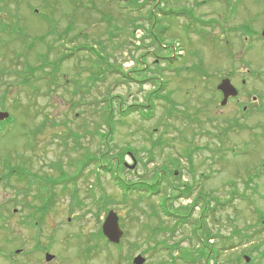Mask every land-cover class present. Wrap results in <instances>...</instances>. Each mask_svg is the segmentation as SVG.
Here are the masks:
<instances>
[{
    "label": "rangeland",
    "instance_id": "obj_1",
    "mask_svg": "<svg viewBox=\"0 0 264 264\" xmlns=\"http://www.w3.org/2000/svg\"><path fill=\"white\" fill-rule=\"evenodd\" d=\"M158 1L161 6L156 9L153 43L150 12L155 0H0V111L16 117L0 124V157L7 158L13 167L24 163L27 171L38 175L36 182L45 184L20 183L16 174L7 177L0 167V177L5 175L0 181V201L13 195L7 188L32 190L17 198L19 205H11L10 226L22 239L21 247L30 249L35 232L17 223L26 205L38 200L34 191L48 189L50 205L45 225L52 229L53 264H132L129 258L133 260L139 254H145V264H191L193 256L201 254L200 246L214 251L217 258L211 264H245L244 256L250 258L249 264H264V224L257 218L258 214L264 216V137L262 154H257L250 132H232L233 107L222 109L213 101L219 106L216 110L208 103L216 95L204 81L233 68L229 52L217 39L221 37L218 24L225 22L226 11L234 1ZM184 9L200 21L218 24L207 29V36L196 35L195 28L189 26L190 34L185 30L189 24L185 15L173 17L170 13ZM246 9L252 8L248 5ZM160 11L167 12L166 16ZM232 18L233 24L237 23V15ZM67 28L71 33L57 40ZM92 48L103 56H112L110 62L116 67L123 64V72L131 71L129 81L108 73L91 82L99 69ZM60 53L67 58L61 68ZM40 55L47 56L48 67L31 77H21L19 72L44 62ZM140 58L143 61L138 64ZM198 73L208 74V78L195 76ZM27 77L31 85L23 82ZM51 79L55 84L49 83ZM163 84L166 94L170 92L172 106L156 99V95L150 119H143L138 112L122 117L121 104L124 109L147 105L148 95ZM260 88L264 97V80ZM171 109L174 113L169 117L166 111ZM179 109L199 120L188 123ZM108 112L113 113L111 153L116 156L117 152L128 151L138 162L134 170L118 167V177L129 185L141 181L158 184L152 187L157 191L133 190L125 197L114 182L113 168L98 173L94 162L76 175L83 154L98 156L106 148L100 134L109 131L104 122ZM250 116L247 113L238 121L252 126ZM73 135L78 136L79 144ZM124 161L133 165L130 156L126 155ZM61 169L75 180L64 179L55 185L61 179ZM161 171L164 176L157 179ZM253 178L259 181L257 187ZM187 182L201 189H190L186 197L181 188ZM205 194H215L225 202L222 211L206 218V230L214 235L213 240L203 244L202 235L201 241L195 239L194 225L200 216L195 207L189 214H180L190 220L170 233L167 229L175 227L176 217L164 214L161 208L187 210L194 196L208 201ZM165 197L171 200L163 201ZM14 208L20 214L13 213ZM110 210L119 215L125 231L121 249L108 245L99 233ZM155 212L158 216L154 217ZM239 231L256 236L242 243L236 233ZM228 236L229 241L225 238ZM2 239L6 255L12 235L2 233ZM176 243L179 247L171 249ZM196 264H206V260Z\"/></svg>",
    "mask_w": 264,
    "mask_h": 264
},
{
    "label": "flooded vegetation",
    "instance_id": "obj_2",
    "mask_svg": "<svg viewBox=\"0 0 264 264\" xmlns=\"http://www.w3.org/2000/svg\"><path fill=\"white\" fill-rule=\"evenodd\" d=\"M233 1V5L225 6L226 8L230 6V9L226 11L227 17L225 18V22L222 24L216 23L221 30V45L229 52L228 57L231 58V65H233L232 70L224 74L222 73L218 78L213 79L211 77L208 80L206 79L208 78V74H195V76L205 77V84L213 87L216 96L209 99L208 103L216 110L219 106H214L213 101H217L216 104H219L224 99V93L219 89V85L223 80H230L232 86L238 92V95L229 97L226 105L221 106L222 109H230V106L233 107V119H235L234 121L231 119L232 122H230L229 126L234 133H239L242 130L251 131L252 141L257 148L256 153L262 154L263 149L260 147V141H262L261 139L264 137V133H262V131H264V123L261 124L262 118L264 117V103L262 104L261 101L264 97H262L260 85L262 80H264V0ZM248 5L252 8L251 10L246 9ZM235 15H237L238 20L237 23L235 22V24H233L232 17ZM236 43H238L237 46ZM232 47L233 49H231ZM214 76L216 77L217 75ZM247 113L251 115L249 118L253 119L254 124L252 126L248 124L241 125L242 121H238L239 119H245ZM12 117L13 115H11V118ZM5 160L7 161V158H0V167L4 168V171H2L3 174L5 172V175L10 177V171H8L9 166ZM4 176L2 175L0 177V181L3 180ZM256 176L259 177L257 174ZM4 181L8 183L7 180L4 179ZM258 182L259 181L254 178L255 186ZM5 190H10L13 195L6 196L5 199L0 201V264H53L55 260H47V256L51 255L53 250L52 229H46L48 225H45L46 217L49 213L47 204L48 189H36V191H34L36 192L35 194L38 200L35 199L32 204H27L25 207L26 210L25 208L24 210L22 209L25 214L17 223L18 227L23 225L25 228H30L35 232V234L31 236L32 239L29 238L31 240L30 249L21 247L23 246L22 239L20 236H15L17 233H13V229L10 226L12 219L9 215V210L11 205H19L17 198H22L23 194L25 196L28 192H32V190ZM32 195L34 196V193H32ZM29 210H31V212ZM12 212L20 214L15 208ZM5 232L12 235L10 250L6 255L2 239V233ZM24 242L27 243L26 240H24ZM15 247L19 248H16L13 252Z\"/></svg>",
    "mask_w": 264,
    "mask_h": 264
},
{
    "label": "trees",
    "instance_id": "obj_3",
    "mask_svg": "<svg viewBox=\"0 0 264 264\" xmlns=\"http://www.w3.org/2000/svg\"><path fill=\"white\" fill-rule=\"evenodd\" d=\"M154 3H155V5L152 8L153 11L150 12V14H151L150 18L152 20L151 28H150V31H151L150 32V35L153 38V43H155V39L153 37V34H154L153 29L156 26V20H155L156 15H158L156 13V9L159 10V8L161 6L158 0H155ZM166 13L167 12L160 11V15L161 16H166L165 15ZM170 13L173 15V17H176L178 15V11H175V12L170 11ZM190 16H192V15H190L189 12H188V17H190ZM192 21H193V19H192ZM193 22H195V21H193ZM70 33H71V29L70 28H67L66 31L64 32V35H62V34H59L58 35V39L57 40H61L62 38L68 36ZM198 35H202V34H198ZM18 37H20V36H18ZM40 40H43V38H41ZM139 48L141 49L142 47H138V49ZM90 50L92 51V53L98 59V64H99L98 65L99 69H98L97 73H94V77L95 78L92 77V79H90L91 82H94L95 83V82L99 81L100 78L102 77V75H104V74L107 75L108 73H110V74H114V73L115 74H119L123 79L126 80L124 82H128L129 81L128 80L129 79V76L128 75L131 73V71H129V72H123L122 71L123 64L121 66H119V67H116L114 64H112L113 61L110 62V59L112 58V56H110V58H109V56H103L100 53H97V51L94 48H92ZM143 55H145V54H143ZM143 55H141V56L143 57ZM64 57H65V55L62 54V53H60V59H59L60 60V63L64 60ZM39 58H40V61L43 59L44 62H42L39 66L34 67V68L28 67L25 71H23L21 73L19 72L18 74H20L21 77H26V76H30L31 77V75L34 74L36 71L45 70L46 67H48V61H46L47 56L40 55ZM158 59H159V61L160 60H164L165 61V59H161V58H158ZM141 60H142V58L137 59L136 61L139 64ZM57 65H59V64H57ZM57 69L58 68L55 69L56 70L55 72L58 71ZM101 81H102V79H101ZM23 82L24 83H27L26 85H31V81H30V79L28 77ZM51 83L52 84H55V81H51ZM156 91H158V92L155 93ZM156 91L153 92V93H151L150 95H148V99H147V103L148 104L147 105H141V104L129 105L127 109H124L123 108V105L121 104V111H120V113H121L122 117H128L129 115H131V114H133L135 112L141 111V116H143V118L150 119L151 118L150 116L152 114L151 112L154 110L153 101H154V97L156 95H158V96L155 97L156 99H163L164 98L166 100V102H168L172 106L173 102H170L171 100L168 101L166 99L167 94H166L165 89H164L163 86L160 87V88H158ZM159 92L161 94H159ZM159 95H161V97H159ZM107 107H109V105L106 104V108ZM169 114H170V112H169ZM112 115H113V113L108 112L107 115L105 116V119H104L105 124L108 125V130H109L108 133L107 132H104V133H101L100 134L101 141H102L103 145H105L106 148L104 150H102L99 153L98 156L97 155L90 156V153L83 154L84 158L82 160H80L78 162V164H77V172H76V175L78 176V175L82 174V171L89 164H91V163L94 162V163L97 164V170L96 171H98V173H100L101 170H103L105 172H111L110 168H113L114 173L113 172L112 173L114 175V180H116L115 181L116 184H118L119 187L124 191L125 197H126V195H128L127 194L128 192L133 191V190L134 191H138L139 193L140 192L141 193H143V192H149L150 193V192L157 191L158 189H151V188L154 187V186H157L158 184L147 183V182L144 183L143 181H141L139 183H132L131 182L130 183L131 185H129L127 182L125 183V181L119 180L117 178L116 172H118V167L120 166L122 169H124V167L122 166V163L124 161V156L126 155V153L124 154L122 152H117L115 154L116 156H113V154L111 153V152H113L112 147H111V141L113 140V130H114V128L111 126V123H110L112 121ZM74 139H75V143L76 144H79V142H78L79 141L78 136L75 135L74 136ZM155 145H156V143H155ZM159 145H160V143H159ZM15 172H16L15 170L12 171L13 174H15ZM94 173L98 174L97 172H94ZM17 178L19 179L18 182H20V183L21 182H24V183L27 184V182H28V184H30V182H33L32 180H30V178H27L22 173H18L17 174ZM33 179H34V181L36 180L35 178H33ZM64 179H67V181H72L74 179V176L69 177L61 169V182L62 183H63V180ZM57 183L58 182H55V185ZM181 193L184 196L188 197L191 194L190 188L181 190ZM208 197L210 198L208 201L204 202L203 200L198 199L196 201V204L194 205V206H197L200 202L205 203L204 205H202L203 206L202 207V209H203L202 218L201 219H198L197 222L195 223L194 227H195V230L196 231L193 233L194 236H195V238L197 240L201 241L199 239V236L197 235L200 232V234L202 235V238H203V240L201 241V243H203V244H209V241H212L213 238H214V235L210 234L206 230V224H205L206 223V218L210 214L214 215L215 211H222L224 209V207H225V204L222 201L216 199L215 194L209 195ZM168 200H169V198H166V197L163 198V201L168 202ZM191 209H192V207L189 208V209H187V210H185V211H183L184 209L180 208L178 210H174V213H172V214L169 213V212H167V211H163V213L166 214V215H170V216L172 215V216H177L178 217V218H176V221H175V223H176L175 227L174 228H169L167 230H170L169 231L170 233H173V232L175 233L176 232V229L178 227L184 225L183 223L186 224V222L190 220V217L187 218V216H181L180 214L181 213L189 214L191 212ZM152 215H156V212L154 214H152ZM99 233H100V236H102V238H103L104 236L101 233V231ZM236 233L240 237V240H241L242 243L245 242V241L249 242V240H251L253 237L256 236V233L254 234V236H250L247 233L242 234L241 231L236 232ZM231 236H228V237H225V238L229 241V240H231ZM107 244L110 245L108 241H107ZM212 245H213V243H212ZM114 247L119 248V249L121 248L120 245L119 246H114ZM178 247H179V243H176L175 247H173L171 249H176ZM223 248H224V246H223ZM198 250H200V253L201 254L197 255L196 257L193 256V259L191 261V264H196L200 260H206V264H211L212 263V259L213 258H217V256H214L213 255V252H214L213 250L212 251H209L207 248L206 249H203L201 246H200V248ZM256 250H258V248ZM217 251H222V250L218 249ZM131 259L132 258H129V261H131Z\"/></svg>",
    "mask_w": 264,
    "mask_h": 264
},
{
    "label": "water",
    "instance_id": "obj_4",
    "mask_svg": "<svg viewBox=\"0 0 264 264\" xmlns=\"http://www.w3.org/2000/svg\"><path fill=\"white\" fill-rule=\"evenodd\" d=\"M220 90L224 92L225 99L222 103V105H225L227 102V99L230 96H236L237 92L233 88V86L230 84L229 80L223 81V83L219 87ZM9 117L8 113L0 112V121H4ZM136 166V161L133 166H131V169H134ZM103 234L112 244H119L121 242V239L124 236V231L120 227L119 223V217L118 215L112 210L110 211L109 215L106 218V221L103 225ZM54 259L53 255H48L47 260L51 261ZM247 262H249V259H246ZM146 262V259L139 255L134 259V264H144Z\"/></svg>",
    "mask_w": 264,
    "mask_h": 264
}]
</instances>
